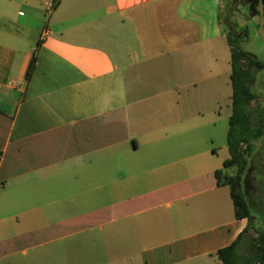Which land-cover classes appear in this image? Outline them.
I'll return each mask as SVG.
<instances>
[{
	"label": "crops",
	"instance_id": "1",
	"mask_svg": "<svg viewBox=\"0 0 264 264\" xmlns=\"http://www.w3.org/2000/svg\"><path fill=\"white\" fill-rule=\"evenodd\" d=\"M222 13L0 0V264H222L249 234L216 177L231 159Z\"/></svg>",
	"mask_w": 264,
	"mask_h": 264
},
{
	"label": "trees",
	"instance_id": "2",
	"mask_svg": "<svg viewBox=\"0 0 264 264\" xmlns=\"http://www.w3.org/2000/svg\"><path fill=\"white\" fill-rule=\"evenodd\" d=\"M264 3V0H263ZM259 0L255 3L251 1L250 12L259 18L257 8ZM231 10V17L235 14V8L231 7L230 0L226 6V24L229 27L230 34L227 40L232 49L231 67H232V115L230 117V128L228 132V146L231 153V159L224 164V170L216 172L218 185H226L230 188L231 196L234 202L236 217L238 219L247 218L249 220V229L253 226L255 219L254 207L261 203L264 208V198L262 202L255 203L246 191L244 182L251 171H256L257 154L261 152V144L264 142V103H254L260 99L262 91L264 99V90L259 89L258 82L263 77L264 61L256 55L246 51L242 47V41L245 37L237 28L233 29L228 22V9ZM257 24L256 33L258 34ZM35 59H33L30 70L33 69ZM261 75L260 78L259 75ZM259 90V91H258ZM236 168V175L225 173V170ZM264 185V181H263ZM256 236L242 235L231 246L218 252V258L222 264H264V219L259 216V225L254 229ZM246 244V252L241 254L240 249Z\"/></svg>",
	"mask_w": 264,
	"mask_h": 264
},
{
	"label": "rangeland",
	"instance_id": "3",
	"mask_svg": "<svg viewBox=\"0 0 264 264\" xmlns=\"http://www.w3.org/2000/svg\"><path fill=\"white\" fill-rule=\"evenodd\" d=\"M228 0H223V26L227 35L230 34V30L228 25L226 24V6ZM231 21L237 25L238 30L245 36L242 41V47L256 55L260 60L264 61V43L256 33V26L259 24V18L252 14V17H249L248 10L245 9H236L234 16L230 17ZM258 87L261 90H264V72L263 77L258 82ZM259 91V90H258ZM260 99L258 102L254 103L256 106L258 103H264L262 91H260ZM257 166V175L256 171H251L248 175V178L244 182L246 191L251 199L255 201V203L262 202L264 198V142L261 144V152L257 154L256 159ZM236 168H231L228 170V173L231 175H236ZM255 211V219L253 220V226L249 231V236H256L255 228L259 225V216L264 219V208L261 207V203L256 207H254ZM241 254L246 252V244L244 243L240 249Z\"/></svg>",
	"mask_w": 264,
	"mask_h": 264
},
{
	"label": "water",
	"instance_id": "4",
	"mask_svg": "<svg viewBox=\"0 0 264 264\" xmlns=\"http://www.w3.org/2000/svg\"><path fill=\"white\" fill-rule=\"evenodd\" d=\"M233 0H230V3L232 2ZM257 11L259 12V20H260V25H259V28H258V35L259 37L261 38V40L263 41L264 43V3H263V0H259V6L257 8ZM231 10L230 8L228 9V22L229 24L232 26L233 29H236L234 23L231 21ZM250 18L252 17V12H250ZM261 74L259 75L258 78H260Z\"/></svg>",
	"mask_w": 264,
	"mask_h": 264
},
{
	"label": "flooded vegetation",
	"instance_id": "5",
	"mask_svg": "<svg viewBox=\"0 0 264 264\" xmlns=\"http://www.w3.org/2000/svg\"><path fill=\"white\" fill-rule=\"evenodd\" d=\"M251 1L255 3L256 0H233L231 2V7L235 8V10L241 8L242 10L245 9L249 11Z\"/></svg>",
	"mask_w": 264,
	"mask_h": 264
},
{
	"label": "built area",
	"instance_id": "6",
	"mask_svg": "<svg viewBox=\"0 0 264 264\" xmlns=\"http://www.w3.org/2000/svg\"><path fill=\"white\" fill-rule=\"evenodd\" d=\"M1 159H2V157H1V155H0V162H1Z\"/></svg>",
	"mask_w": 264,
	"mask_h": 264
}]
</instances>
